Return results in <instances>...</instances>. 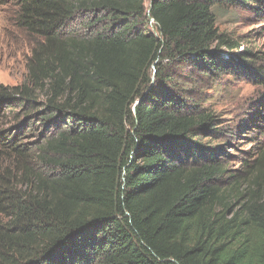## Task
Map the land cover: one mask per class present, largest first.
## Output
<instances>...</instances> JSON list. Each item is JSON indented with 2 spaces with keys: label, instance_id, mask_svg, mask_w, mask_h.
<instances>
[{
  "label": "trees",
  "instance_id": "obj_1",
  "mask_svg": "<svg viewBox=\"0 0 264 264\" xmlns=\"http://www.w3.org/2000/svg\"><path fill=\"white\" fill-rule=\"evenodd\" d=\"M14 2L34 43L0 82V264H264V122L216 107L264 70L215 13L264 0Z\"/></svg>",
  "mask_w": 264,
  "mask_h": 264
},
{
  "label": "rangeland",
  "instance_id": "obj_2",
  "mask_svg": "<svg viewBox=\"0 0 264 264\" xmlns=\"http://www.w3.org/2000/svg\"><path fill=\"white\" fill-rule=\"evenodd\" d=\"M16 9L14 0H0V82L10 86L20 84L26 79V64L34 43L16 25ZM215 13L220 30L231 38L242 41L247 49L257 52L259 58L255 67L264 70V18L253 10L241 7H217ZM242 49L241 47L239 50ZM228 80L229 77L224 78L226 90L219 91L216 97V107L227 117L226 123H243L248 121L246 115L251 113L255 119L262 117L259 122L262 125L264 108L260 100L264 98V88L242 74L236 79ZM257 103L259 106H256ZM261 131L263 130L256 127L255 133L237 140L233 168H239L242 158H250L255 151L254 145L263 137Z\"/></svg>",
  "mask_w": 264,
  "mask_h": 264
}]
</instances>
